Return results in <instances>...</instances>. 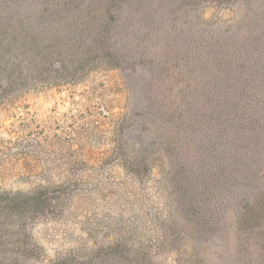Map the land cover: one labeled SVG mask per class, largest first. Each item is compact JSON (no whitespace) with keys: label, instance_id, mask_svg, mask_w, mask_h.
<instances>
[{"label":"trees","instance_id":"1","mask_svg":"<svg viewBox=\"0 0 264 264\" xmlns=\"http://www.w3.org/2000/svg\"><path fill=\"white\" fill-rule=\"evenodd\" d=\"M207 8L228 18H206ZM101 69L116 70L126 90L129 122L118 135L137 146L128 171L151 170L158 153L174 215L195 245L233 210L223 248L236 260L258 246L264 254V0H0V106ZM53 193L0 191V264L38 258L21 220ZM122 245L51 264H157Z\"/></svg>","mask_w":264,"mask_h":264},{"label":"rangeland","instance_id":"2","mask_svg":"<svg viewBox=\"0 0 264 264\" xmlns=\"http://www.w3.org/2000/svg\"><path fill=\"white\" fill-rule=\"evenodd\" d=\"M215 16L226 20L228 12L205 10L206 18ZM127 109L122 78L108 69L96 70L73 85L36 89L0 106V191L54 192L43 212L22 217L41 248L37 259L24 264L82 258L116 241L157 264H264L259 246L244 260L223 248L233 210L211 221L214 231L218 229L215 236L207 234L193 243L174 215L176 198L168 189V170L158 153L148 158L151 170L135 169V175L128 171L137 146L118 135L120 125L129 122ZM258 168L264 174V161ZM229 183L238 189V183ZM218 188L214 207L226 190L224 184ZM171 221L179 227H170ZM161 227L172 236L164 240ZM99 251L103 256L111 252Z\"/></svg>","mask_w":264,"mask_h":264}]
</instances>
